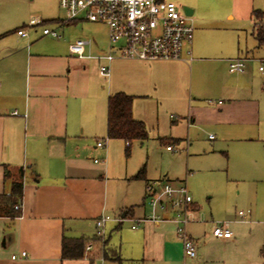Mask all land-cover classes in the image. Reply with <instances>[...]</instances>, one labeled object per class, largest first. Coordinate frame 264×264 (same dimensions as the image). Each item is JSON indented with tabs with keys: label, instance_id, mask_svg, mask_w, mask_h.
I'll return each instance as SVG.
<instances>
[{
	"label": "crops",
	"instance_id": "1",
	"mask_svg": "<svg viewBox=\"0 0 264 264\" xmlns=\"http://www.w3.org/2000/svg\"><path fill=\"white\" fill-rule=\"evenodd\" d=\"M47 14L52 25L61 18ZM33 17L42 18L15 13L0 22V194L23 182L20 216L5 215L0 200V264H264V123L252 94L237 98L244 94L226 75L230 60L249 58L199 29L191 60L115 59L103 76L104 60L71 54L77 38L66 26L62 38L44 36L41 27L18 35ZM85 37L93 39V53L108 51L107 35ZM119 92L134 97L133 117L149 133L140 143L155 135L170 152L181 146L185 178L150 166L136 178L145 165L125 153L124 140L107 135L109 98ZM187 176L215 181L208 201L194 199L188 231L195 257L184 255L169 214L146 219V184L184 183ZM102 216L109 217L103 237L96 226ZM220 222L232 237L213 235ZM64 238L84 240L83 255L64 257ZM22 251L27 257L12 259Z\"/></svg>",
	"mask_w": 264,
	"mask_h": 264
},
{
	"label": "built area",
	"instance_id": "2",
	"mask_svg": "<svg viewBox=\"0 0 264 264\" xmlns=\"http://www.w3.org/2000/svg\"><path fill=\"white\" fill-rule=\"evenodd\" d=\"M65 16L59 18L51 26L41 17L31 18L25 26L17 30L21 36L28 35V29L41 27L42 34L53 38L64 36L62 27L72 22H99L106 26L109 49L105 53L95 54L92 51L94 41L90 37H80L69 44L71 54L81 59H99L105 63L100 65V74L110 75V63L115 59L136 60H183L187 54L192 59V45L195 26L193 17L184 12L172 0H58ZM247 58L230 60L229 66L236 73H243ZM264 63V59L260 60ZM264 71V66H260ZM17 114V112H14ZM210 137H214L210 134ZM97 146L104 148L106 142L100 140ZM169 150L175 147L168 146ZM146 200L150 205V213L146 219L153 222L166 220L170 215L175 225L176 238L182 243L184 255L195 257L196 247L188 231L194 221V199L184 183H174L165 179H156L146 184ZM22 201L16 205L21 210ZM242 215V212L239 213ZM108 216L96 221L98 236L105 235V224ZM135 222L133 228H137ZM212 233L217 238H230L233 232L225 222L215 225ZM92 244L86 245L91 250ZM27 257V252L13 254L12 259Z\"/></svg>",
	"mask_w": 264,
	"mask_h": 264
},
{
	"label": "rangeland",
	"instance_id": "3",
	"mask_svg": "<svg viewBox=\"0 0 264 264\" xmlns=\"http://www.w3.org/2000/svg\"><path fill=\"white\" fill-rule=\"evenodd\" d=\"M179 6L189 5L195 9L193 18L195 25V35L199 29L208 31V36L216 42H224L225 45L232 46L235 55L240 53L249 60L246 63V73L240 77L227 63L226 75L233 83L235 91H242L244 95L236 97L253 96L255 103L258 105L260 119L264 123V71L260 70V66L264 63V44H259L257 35L259 28L264 29V0H172ZM15 13L41 15L46 18L47 13H55V17H64L65 12L61 9L58 0H0V22ZM233 16V18H230ZM19 21V20H18ZM52 26V22H48ZM17 24V21H16ZM66 28L72 30L75 38L92 36L96 39L103 40L106 38V26L99 22L77 21L66 25ZM231 51H227L226 55ZM252 96H251V94ZM207 99L213 100V95L207 94ZM168 129V128H167ZM209 130L210 128L205 127ZM209 131H214L209 130ZM203 138L208 140V132L203 134ZM261 142V141H260ZM174 144L173 142H171ZM167 142H162L155 135H151L150 139L142 144L140 141H134L131 146L133 160L142 161L146 168L149 166L152 170L167 169L173 173L179 174L185 178V162L186 158L180 151L181 146L174 144L175 150L170 152L167 150ZM230 144H235L232 142ZM264 149V141L259 145ZM126 151V150H125ZM124 151V152H125ZM126 153V152H125ZM230 158V155H228ZM233 159V158H231ZM146 163V164H145ZM228 171L222 170L221 175L227 176ZM214 180H206L205 177L196 176L188 177L184 184L198 203L203 204L208 201L210 192L207 187L214 184ZM241 183H233V190L237 194L238 185ZM213 187V186H212ZM150 207V205L148 204ZM264 252V242L261 248Z\"/></svg>",
	"mask_w": 264,
	"mask_h": 264
},
{
	"label": "trees",
	"instance_id": "4",
	"mask_svg": "<svg viewBox=\"0 0 264 264\" xmlns=\"http://www.w3.org/2000/svg\"><path fill=\"white\" fill-rule=\"evenodd\" d=\"M257 40L259 44H264V29L258 31ZM134 97L123 92L116 93L109 98L108 103V130L110 139H122L127 143L126 154L129 155L131 145L134 141H144L149 138V133L144 122L133 117ZM145 166L141 168L136 178L143 176ZM9 170L6 169V177H9ZM23 196L22 177L13 181L10 194H0V200L6 205V214L10 216H20V210L16 209L17 203ZM62 253L64 257H80L84 253V240L65 239L62 243Z\"/></svg>",
	"mask_w": 264,
	"mask_h": 264
},
{
	"label": "water",
	"instance_id": "5",
	"mask_svg": "<svg viewBox=\"0 0 264 264\" xmlns=\"http://www.w3.org/2000/svg\"><path fill=\"white\" fill-rule=\"evenodd\" d=\"M182 8L186 14L191 15V16L193 15V9L191 7L187 5H183Z\"/></svg>",
	"mask_w": 264,
	"mask_h": 264
}]
</instances>
